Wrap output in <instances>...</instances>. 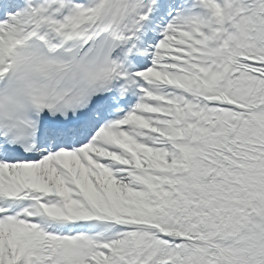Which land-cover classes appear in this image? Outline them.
Wrapping results in <instances>:
<instances>
[{
	"label": "snow or ice",
	"instance_id": "6c2138e0",
	"mask_svg": "<svg viewBox=\"0 0 264 264\" xmlns=\"http://www.w3.org/2000/svg\"><path fill=\"white\" fill-rule=\"evenodd\" d=\"M0 264H264V0H0Z\"/></svg>",
	"mask_w": 264,
	"mask_h": 264
}]
</instances>
